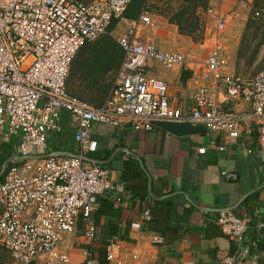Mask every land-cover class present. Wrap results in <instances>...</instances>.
I'll list each match as a JSON object with an SVG mask.
<instances>
[{"label":"built area","instance_id":"obj_1","mask_svg":"<svg viewBox=\"0 0 264 264\" xmlns=\"http://www.w3.org/2000/svg\"><path fill=\"white\" fill-rule=\"evenodd\" d=\"M132 1L0 0V136L20 137L14 145L18 156L48 154L49 135L62 130L60 120L67 112L80 149L76 156L23 159L0 181V249L20 264H73L61 246L80 222L85 241L97 239L94 213L110 182L107 169L85 159L98 147L92 138L95 124H130L147 131L162 122L203 126L218 139L220 150L234 143L247 147L246 139L256 134L259 147L247 151L258 152L264 163V69L254 77L238 73L219 42L202 60L191 52L162 50L140 34L150 25L153 10L162 8L146 5L139 18L130 20L126 12ZM209 11L222 26L221 12ZM123 23L127 27L117 39L124 59L117 81L104 103L95 106L70 91L72 64L85 45L114 34V24ZM151 62L165 70L199 65L203 80L193 102L172 96L168 83L150 74ZM223 175L236 178L227 171ZM144 219L151 220L149 209ZM217 224L240 243L250 227L232 209L223 210ZM259 227L264 229V222ZM125 251L123 241L111 240L107 264H126ZM130 257L139 259L134 252ZM239 261L234 254L220 264ZM81 264L101 262L87 250Z\"/></svg>","mask_w":264,"mask_h":264},{"label":"crops","instance_id":"obj_2","mask_svg":"<svg viewBox=\"0 0 264 264\" xmlns=\"http://www.w3.org/2000/svg\"><path fill=\"white\" fill-rule=\"evenodd\" d=\"M149 1L148 5L154 9L162 8V12L178 3V0ZM232 1L240 4V8L245 2L253 0H208L204 11L208 29L206 42L211 38L214 42L216 38V15L209 10L220 11L224 27L218 28L219 43L224 55L238 73L254 77L240 72L231 61L230 53H227V35L231 33L233 24L225 4ZM141 13L136 16L128 8L126 15L135 20ZM152 16L155 20L158 15ZM162 18L160 22L145 26L140 32L141 37L164 51L191 52L199 60L210 54L208 51L196 54L193 50L160 45L157 40H175L180 35L178 25ZM126 27L125 23L118 24L114 30L121 34ZM154 31L158 32L156 37L152 35ZM85 55L107 58L106 54ZM115 58L119 72L124 54H115ZM150 66V74L165 80L172 96L188 104L193 102L203 80L199 76V65L191 64L188 69L174 70H165L157 62H151ZM78 83L76 81V85ZM76 85L74 89L78 90ZM79 90L83 96L70 88L73 94L95 106H101L112 91L94 100L90 94ZM167 123H159L149 131L136 129L130 124L94 125L92 138L98 142V147L89 157L100 161L98 164L107 169L110 182V187L100 196L94 213L98 237L93 244H88L80 222L76 231L66 237L61 248L71 256L73 264H81L87 250L102 261L106 258L107 244L114 239L126 245V264H220L226 256L234 254L239 255V264H264V229L259 227L264 222V163L258 152L250 154L247 151L248 147L254 150L259 147L257 135L246 139L247 147L234 143L226 150H220L218 139L205 127L194 126L196 129L189 130L181 125L183 123L176 122L171 127ZM60 125V132L49 135L48 152L79 154L76 130L67 112L62 113ZM19 143L20 137L0 136V181L5 180L10 165L21 163L13 160L3 171L5 162L15 152L14 145ZM200 148H206V152L201 154ZM224 171L235 174L236 178L227 179ZM146 209L151 211L149 221L144 219ZM225 209H232L239 217L249 220L250 227L241 243L225 234L217 224ZM136 223H140V227H136ZM157 236L162 238L161 242L156 241ZM133 252L138 254L139 259L130 257Z\"/></svg>","mask_w":264,"mask_h":264},{"label":"rangeland","instance_id":"obj_3","mask_svg":"<svg viewBox=\"0 0 264 264\" xmlns=\"http://www.w3.org/2000/svg\"><path fill=\"white\" fill-rule=\"evenodd\" d=\"M79 1L88 2L90 0ZM149 2V0H143V2L133 0L129 11L135 12L136 16H139L142 8L146 7ZM232 2L225 4L226 12L233 24L230 30L231 33L227 35V39H229L227 48L229 51L227 48L226 50L228 54L230 53L231 61L240 72L247 76H255L264 69V0H253L251 3L245 2L240 8V4H236L235 1ZM200 3L195 1L188 4L178 1V3L171 5L166 12L153 10L152 15L157 14L158 16L155 20L152 16L150 24L160 22V19L162 21V17H165V20L178 25L180 30V35L175 40H157L158 43L165 48L193 50L196 54H203L204 51L211 53L212 48L219 42L220 33L218 28H223L224 25L219 26L216 23L214 28L216 38L213 39L215 43L211 41L212 38L209 42H206L208 29L206 28L207 16L204 11L209 2H207L205 8H201ZM258 9L263 11V16L258 17L255 15V11ZM115 27L116 25L113 26V29ZM157 34V31L152 33L154 37ZM118 35L117 31L114 34H106L88 43L78 52L69 75V84L72 91L79 94V89H81L94 97V100L99 99L98 97L102 98L105 93H110L118 78V70L116 69L118 60L115 58V54H124L117 39ZM85 54H106L107 58H90ZM207 55L201 56L206 57ZM76 81L79 82L78 85H76ZM75 85L78 90L74 89ZM1 252L3 250L0 249ZM6 255H8V259L5 264H20L10 253L6 252Z\"/></svg>","mask_w":264,"mask_h":264},{"label":"water","instance_id":"obj_4","mask_svg":"<svg viewBox=\"0 0 264 264\" xmlns=\"http://www.w3.org/2000/svg\"><path fill=\"white\" fill-rule=\"evenodd\" d=\"M167 125H168L169 127H171V126L176 125V122H174V123L169 122V123H167ZM181 125H183V126H187V128H188L189 130H194V129H196V128H195L194 126H192V125H188V124H181ZM53 154H63V155H71V156H72V155H74V156L78 155V154H72V153H70V152H51V153L43 154V155L23 157V156H18V155L14 152L13 156H12L9 160H7V161L5 162V164H4V168H3V171L7 168L8 164H9L11 161H13V160L21 161V160H23V159H39V158H46V157H48V156H50V155H53ZM85 159H86V160H89V161H91V162H94V163H96V164L101 163L100 161H98V160H94V159H92V158H90V157H88V156H85Z\"/></svg>","mask_w":264,"mask_h":264},{"label":"trees","instance_id":"obj_5","mask_svg":"<svg viewBox=\"0 0 264 264\" xmlns=\"http://www.w3.org/2000/svg\"><path fill=\"white\" fill-rule=\"evenodd\" d=\"M142 2H143V0H141ZM178 1H183V2H185V3H194L195 1H198V3H200V2H202V3H200L199 5L201 6V8H205L207 5V2H208V0H178ZM186 76H184V78H185ZM12 165H10L8 168H7V170H6V173H7V171L9 170V168L11 167ZM4 179V177L1 179V180H3ZM1 250H3V252H1L0 253V264H5V262H6V260L8 259V255H6V252H8V251H6V250H4V249H1ZM9 253V252H8ZM101 262V264H107V260H106V258H104L102 261H100ZM30 264H35V263H30Z\"/></svg>","mask_w":264,"mask_h":264}]
</instances>
